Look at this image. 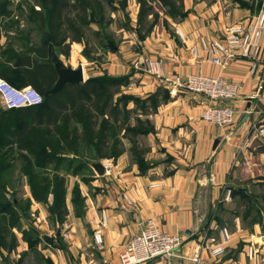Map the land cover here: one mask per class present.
Returning <instances> with one entry per match:
<instances>
[{
    "label": "crops",
    "instance_id": "0c3cea01",
    "mask_svg": "<svg viewBox=\"0 0 264 264\" xmlns=\"http://www.w3.org/2000/svg\"><path fill=\"white\" fill-rule=\"evenodd\" d=\"M187 1L182 0L188 11L185 17L169 21V30L153 29L142 44L143 51L147 50L156 62L159 79L147 74L134 77L139 79L138 85L131 88L140 96L151 95L161 87L170 93L169 99L148 117L153 132L141 137L144 144L140 146L149 149L144 155L149 168L139 174L137 166L130 165L123 155L116 172L97 177L91 187H83V195L88 197L84 230L78 236L70 226L71 231L54 240V244L44 242L53 250L45 248L49 252L44 255L47 264H120L119 255L130 238L139 233L144 219L155 220L163 233L183 236L184 243L170 264H192L189 259L203 242L208 251L201 253L202 264H252L246 248L250 244L264 247V207L258 208V219L248 215L256 210L254 200L264 201V177L256 168L264 158V142L250 135L253 124L264 127V28L255 72H250L247 60L236 58L221 73L228 82L241 87L228 103L236 111L234 123L228 128L203 123L200 116L204 99L185 90L171 95L169 83L162 80L173 75L185 78L194 73L219 74V69L204 58L194 59L190 47L198 45L201 37L221 39L231 24L257 23L264 16V0H196V5ZM226 1L228 11L224 9ZM80 46L73 43L70 47L72 50ZM124 48L120 45L118 53L108 52L105 62L93 68L87 69L81 62L84 81L102 73L125 76ZM122 194L133 206H127ZM221 228L229 230L231 243L224 256L216 260L210 257L209 248L220 242ZM95 232L100 233V245L94 242ZM61 241L67 244V250ZM55 242L61 243L63 253H54L61 251ZM25 247L22 249L26 251ZM258 259L264 260V250Z\"/></svg>",
    "mask_w": 264,
    "mask_h": 264
},
{
    "label": "trees",
    "instance_id": "16d2710c",
    "mask_svg": "<svg viewBox=\"0 0 264 264\" xmlns=\"http://www.w3.org/2000/svg\"><path fill=\"white\" fill-rule=\"evenodd\" d=\"M37 1L40 9L30 8L27 21L36 24L35 28L41 34L39 43L31 45L27 39L29 34L21 38L22 32L17 30L21 48L16 49L12 44L0 49V78L17 89H35L43 101L37 106L5 109L0 112V142L4 148L15 144L19 150L39 159L34 165L28 156L23 158L27 162L22 170L29 181V201L48 206V212L55 216V222L62 224L67 214L63 178L55 174L51 178L47 174H36L34 169L47 168L51 164L68 160L62 155L68 149H72L77 156L74 162L90 167L92 163L89 160L99 162L101 159L117 158L122 153V144L117 137L121 131V139H125L135 148L138 136L153 132L148 117L156 112L162 102L169 99V92L158 88L155 93L143 98L127 95L123 91L127 83L126 76L111 77L102 73L85 79L79 86H66L56 94L44 98V94L52 88L57 78L50 55L54 53L57 57H67L70 43H79L86 47L89 27L96 25L102 29L107 17L106 10H124L127 0ZM160 1L170 8L168 13L172 14V18L181 15L178 14V7H174L173 0ZM177 1L182 6V0ZM137 2L140 5L138 22L143 23L150 14V6L147 5V0ZM5 4L0 2V16L7 18L10 14L4 11ZM185 15L182 14L180 18ZM4 26V31H9L12 27L11 23ZM99 33V30L93 32L99 36V46L116 52L117 45L106 35L100 38ZM83 56L88 55L84 52ZM130 104L134 105L133 109L129 108ZM131 121H134L133 125ZM110 140H113L112 145ZM86 154L89 157L86 158ZM142 163L141 159L136 163L139 171L142 170L141 173L144 172ZM1 170L6 169L0 168ZM1 177L0 174V186ZM12 202H0L1 254L11 253L17 246L14 235H11L9 241L6 237L21 224L20 215L15 210L17 204ZM24 235L27 234L22 230V241L27 249L35 250L41 237Z\"/></svg>",
    "mask_w": 264,
    "mask_h": 264
},
{
    "label": "rangeland",
    "instance_id": "374dc122",
    "mask_svg": "<svg viewBox=\"0 0 264 264\" xmlns=\"http://www.w3.org/2000/svg\"><path fill=\"white\" fill-rule=\"evenodd\" d=\"M115 1H119V0H115ZM189 1L190 0H188L187 2ZM0 2L6 3L4 11L5 12L7 11L10 14V16L7 17L9 19L5 18L4 16L2 17L0 16V38L3 36V38L0 39V49L10 46L12 44L14 45L16 49L21 48L20 38H18L20 34L16 32L17 30H21L22 32L20 36L21 38L23 35L29 34L27 35V39H29L30 44L38 45L41 34L35 28L36 27L35 23H31L27 21L28 19L27 16L30 13V8H33L34 10L40 9V3L37 0H0ZM175 2L173 0V5L175 8L178 7L179 9L178 14H181V15H177V16H174V18H172L171 17L172 14L169 15L168 13L169 12L168 10L170 8L167 5L165 4L163 5L160 0H147V5L150 6V14L144 19L143 23L138 22V14L140 11V5L138 4L137 0H127L126 7L124 10L122 8L118 10L117 9L115 10L107 9L106 10L107 17H106L105 25L103 26V28L102 29L98 28L96 25H92L91 27H89L88 29L89 31L87 32V44L88 45L84 47V45L81 44L80 47H74L71 50L70 46L73 43H70L69 50H68V56L64 57L63 55H59L58 58L61 60V62L65 66H75V68H78L79 66H81V62H83L82 64L87 65V69L88 67L93 68L94 66H99V64L104 63L107 57L106 56L107 53L111 51L108 50L109 49L108 47L105 48L104 50L99 46L100 45L99 36H96L93 34L94 31L97 32L99 30L100 38L103 37V35H106L108 36L107 38L111 39L113 44L117 45V51L115 53H118V47H120V45H122V47L125 45L124 49H125V56H126L125 60H126V68H127V73L125 76L127 77L126 78L127 83L125 84V87H123V91H125L127 95L137 96L140 98L146 97L148 95L140 96V95H135L131 92V88L134 89L138 85L136 80H139V79L134 78V77L141 78L140 76L146 75L145 73L147 72L145 68L134 70L133 63L135 61L141 60L142 59L141 57L143 55L146 58L151 59L150 58L151 54L150 53L147 54L148 52L147 50L145 52L143 51L142 44L145 41V39H147V36L151 34L153 29L155 30V29L163 28V29L169 30L170 28L169 21L171 20L178 21L181 19L180 17L182 16V14L188 13V11L187 10L185 11V9L183 8L182 1H181L182 6L179 5V2L177 0ZM196 3H197L196 0H192V5H196ZM228 3L229 1H226L224 5L225 11H228L230 9V6H228ZM9 23H11L12 27L9 29V31L7 30L4 31L5 30L4 25L8 26ZM234 24H240V23L237 22ZM250 24H255V23H252V22H248L246 24L241 23V25H243L244 27H247ZM76 44H79V43H76ZM197 47L198 45H193L190 47L189 51L192 57L194 59L204 58L205 61L207 62L206 56L204 55L203 50H200L199 52L201 56H199L198 54L197 57H195V55L192 52V48L194 50V48H197ZM84 52L87 53L88 55L87 57H89L90 59L83 56ZM79 56H81L85 61H83L82 58L80 60ZM151 60L153 61L154 59H151ZM230 62L231 60L227 62L228 65L225 67L211 65L209 63L211 66L217 67L219 69V74H217L216 76L204 75L201 73H194L188 76L186 75L185 78H181L179 76H174V75L171 77L166 76L162 80L165 81L167 77L168 78L170 77L171 80H173V84L172 85L168 84L169 88L167 87L168 89H170L171 95L178 92V90H181V91L185 90L193 95L200 96L198 95V93L190 92V90H188L186 86L185 88H183V86H181L180 84H183L182 82H184V85H185L186 80L190 78H194V77L195 78L207 77L210 79L219 77L220 79L227 81L225 78H223L221 73L228 68V66L230 65ZM248 62L251 67L250 61ZM86 75H87L86 76L87 78L89 76L88 71H86ZM149 76H153L159 79V77L156 76L155 74H152ZM176 81H179L180 83H178L177 85H174V82ZM200 97L203 98L204 101L206 102L205 105H203L201 116H200L201 121L205 123L202 120V112L206 109V107H208L209 105H212L213 102L208 99L206 100L205 99L206 97L204 96H200ZM129 108L133 109L134 105L130 104ZM4 110L5 108L0 102V112ZM233 123H234V119H233V122L229 126H231ZM131 124L133 125L134 121H131ZM205 124L211 125L208 123H205ZM229 126L224 127V129L228 128ZM122 134L123 133L121 131L120 134L117 135V137L119 138L122 144V148H121L122 153L117 158L99 160L101 164L109 166V168L107 167V169H105V172L103 175H106L114 171L116 172L115 168L117 166L118 159L119 157H122L123 155L125 156L127 160H129L130 165L134 164L137 166L136 163L138 162L139 159H141L143 162L142 165L144 167L143 169L144 172L141 173L142 170L139 171L138 166H137V171L139 174L145 173L147 169L149 168L150 164H149V161L146 162L143 160H145L144 155L145 153L149 152V149H146L144 146L142 147L140 146V144L143 143V141H141L142 136L137 137L136 147L133 148L132 145L128 141H125L126 146H123V140L125 139H121ZM109 143L110 145H112L113 140H110ZM0 144H1L0 145V156H2L0 158V168L6 169V170L0 171V174L2 176L1 177L2 181H1V186H0V202L13 203L12 201H14V203L17 204L15 207V210L20 215L19 222L21 221V224L18 225V227L14 228L10 235L6 236L7 240L9 241L12 238L11 235H14V237L16 238L17 246L14 249V251H12L11 253L3 252L2 256L0 257L2 259L0 260V264H47L46 263L47 260L45 259L44 255H48L49 252L45 251V248H47L46 250L49 249L50 252H52L53 250L51 247L48 248L46 244L47 245L52 244L54 240L60 239L61 237H63V234L69 233L71 231V228H69L70 226H73L72 228H75L77 230L78 236H79V232L84 230L85 224L83 222V218L87 210L86 207H87L88 197L86 195H83L82 190H83V187H91L93 180L100 176H98L95 173V171L90 167V165L86 166L83 163L80 165L78 164V162H74V159H77V156L75 155V152L72 149L71 150L68 149L63 154L61 153L68 160L63 161L61 163L59 162V163L51 164L47 168L38 167L34 169V172H36V174L37 173L47 174L49 178H51L55 174L59 178H63L64 180V188H65L64 204L67 209V214H66V217L63 223L58 224L55 222V216L53 215L51 216V214L48 212V209H47L48 206L29 201L31 200L30 188H29V183H28L29 181H28V177L24 174L22 170L24 167V164H27V162L23 158L25 156H28V158L32 160L31 163H33L34 165H36L35 163H37L39 159L33 158L31 157L30 154H27V152L19 150L15 144H12V146L8 145L5 148L2 146L3 143L0 142ZM139 153L141 156H139ZM84 156L87 158V156L89 157V154H86ZM68 161H72V162H68ZM89 161H91V163H95V160H89ZM257 165L258 166H256V168L258 167V172H260V176H261L262 168L264 166V158L261 159V161H259ZM104 167L106 168V166ZM96 188L101 190L100 187H96ZM121 199H123L126 202L128 207L133 206L132 202L128 201L127 195L125 196V194H122ZM254 206L256 210L254 212H250L248 215L249 216L251 215L253 218L256 217L258 219L260 215L258 212V208L262 206L264 207V201L263 203H259V202H256V200H254ZM102 218H104V216ZM146 220H152V219L142 220L141 223L139 224L140 228H142V223ZM22 230H25V233L27 234V235H24V237H29V236L35 237L37 235L41 237V242L39 246H36L35 250L27 249L25 251L22 249L23 246L24 248H26L25 246H27V245H23L24 242L22 241V236H21ZM57 230L60 231L58 237L55 236ZM95 234H98V236H100L99 232H95L93 235V239H94ZM136 235L137 234H135L133 237H135ZM43 237H48V238H53V239L49 243L45 242L46 243L45 244ZM133 237L130 238L126 247L129 245ZM94 242L96 245L101 244V243L97 244L95 239H94ZM61 243L64 245V247H66V250H67V244H65L64 241H61ZM61 243L55 242L56 248L61 247L62 246ZM230 243H231V240L229 241L228 244H226V246L229 247ZM61 251L60 252L55 251L54 253H57V254L63 253V251L62 252Z\"/></svg>",
    "mask_w": 264,
    "mask_h": 264
},
{
    "label": "built area",
    "instance_id": "2783aa9c",
    "mask_svg": "<svg viewBox=\"0 0 264 264\" xmlns=\"http://www.w3.org/2000/svg\"><path fill=\"white\" fill-rule=\"evenodd\" d=\"M264 28V16L259 18L255 24L244 27L241 24H233L225 28L221 39H206L201 37L197 48H192V52L197 57L200 50L204 51L206 60L211 65L225 67L228 61L234 58H242L250 61V72L254 73L257 65L255 63L257 55L260 53V39ZM133 63V69L139 70L145 68L147 75L155 74L156 62L146 57ZM175 80V79H174ZM165 81L169 85L173 84L171 78ZM180 83L174 82V85ZM180 84L190 92L198 93L205 99L212 101V105L206 107L202 112V120L213 126L224 128L229 126L234 119L236 111L228 103L236 98L241 87L236 83H231L218 78H190L186 80L185 85ZM179 85V86H180ZM43 101L42 96L33 88H14L5 80L0 78V102L6 110L26 108L40 105ZM251 136L259 138L264 142V127L261 128L256 123L251 127ZM264 177V166L262 168ZM237 222V221H236ZM220 242L211 245L209 255L213 259H219L223 256L226 244L231 240V234L227 228L219 230ZM94 239L97 244L101 243L100 236L95 234ZM184 240L179 234H166L159 230L154 220H146L142 223L139 233L133 237L127 247L119 255L120 264H143L152 260H160L170 264L175 257L176 251L183 245ZM200 246L190 257L192 264H202L201 253L207 250L206 246ZM264 247L258 248L250 244L246 248V256L252 264H264L263 259H258V255ZM235 264V263H232Z\"/></svg>",
    "mask_w": 264,
    "mask_h": 264
},
{
    "label": "water",
    "instance_id": "95a60500",
    "mask_svg": "<svg viewBox=\"0 0 264 264\" xmlns=\"http://www.w3.org/2000/svg\"><path fill=\"white\" fill-rule=\"evenodd\" d=\"M50 62L52 63L55 73L56 81L52 88L44 94V98H47L49 95H54L57 92L61 91L64 87L69 85L79 86L84 82L83 68L79 66L78 68H71L70 66H65L61 60L52 53L50 55ZM217 141L214 142V147L216 146ZM91 168L95 171L98 176H102L105 172V167L100 162H95L91 164ZM59 230L56 232V237L59 236ZM189 235V231L186 232ZM53 238L43 237V240L46 243L52 241Z\"/></svg>",
    "mask_w": 264,
    "mask_h": 264
}]
</instances>
